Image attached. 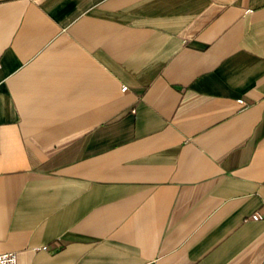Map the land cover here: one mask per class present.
Here are the masks:
<instances>
[{
    "label": "crops",
    "instance_id": "1",
    "mask_svg": "<svg viewBox=\"0 0 264 264\" xmlns=\"http://www.w3.org/2000/svg\"><path fill=\"white\" fill-rule=\"evenodd\" d=\"M4 252L261 264L264 1L0 0Z\"/></svg>",
    "mask_w": 264,
    "mask_h": 264
},
{
    "label": "built area",
    "instance_id": "2",
    "mask_svg": "<svg viewBox=\"0 0 264 264\" xmlns=\"http://www.w3.org/2000/svg\"><path fill=\"white\" fill-rule=\"evenodd\" d=\"M264 1V0H263ZM127 89L126 86H122V90L125 91ZM263 218V215L259 213H253L251 215V219L258 220ZM42 249H46V246L41 247ZM0 264H17V256L15 252H4L0 253ZM261 264H264V260Z\"/></svg>",
    "mask_w": 264,
    "mask_h": 264
}]
</instances>
